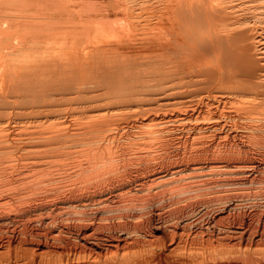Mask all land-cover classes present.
<instances>
[{
	"label": "bare ground",
	"instance_id": "6f19581e",
	"mask_svg": "<svg viewBox=\"0 0 264 264\" xmlns=\"http://www.w3.org/2000/svg\"><path fill=\"white\" fill-rule=\"evenodd\" d=\"M0 264H264V0H0Z\"/></svg>",
	"mask_w": 264,
	"mask_h": 264
}]
</instances>
